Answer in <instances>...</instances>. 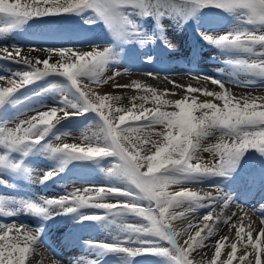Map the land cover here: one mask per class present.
Segmentation results:
<instances>
[{"label":"snow or ice","instance_id":"obj_1","mask_svg":"<svg viewBox=\"0 0 264 264\" xmlns=\"http://www.w3.org/2000/svg\"><path fill=\"white\" fill-rule=\"evenodd\" d=\"M206 9L232 15L237 21L223 34L201 33L210 44L230 54L225 63L232 69V78L189 73L193 80L208 81L219 89L209 90L179 84L165 75L175 89L183 90L181 98L174 100L163 97L179 93L161 91L139 80L113 84L115 88L144 93L130 97L131 106L120 104V95L86 91L90 84L101 86L121 75L117 71L106 79L104 76L114 61L112 46L82 50L0 45V60L19 66L0 74V112L20 103L16 96L20 90L50 77L63 80H52L32 94L54 91L59 94L56 106L41 105L28 111L35 113L30 116L24 112L0 118V184L7 186L3 175L8 172L29 171L24 160L40 148L59 161L57 168L43 173L40 184L57 176L70 162L111 159L105 175L118 183L77 188L58 198L19 201L24 211L44 221L57 215H73L78 223L117 225L118 234L110 239L85 241L91 258L80 257L74 264H103L110 255L124 258L128 264L138 256L156 257L160 264H202L199 250L208 247L206 241L219 231V224L235 230V241L227 245L230 251L226 259H221L229 237L217 239L208 264H264V227L257 230L251 223L246 226L243 220L247 213L240 217L239 225L232 222L235 212L223 215L234 198L220 186H207L215 194L190 187L205 179L230 175L246 154L264 158V97L238 98L226 87L264 88V0H0V38L30 20L77 15L88 24L103 23L114 43H136L140 47L153 41L142 31L140 20L151 18L159 31L165 19L187 22ZM160 38L171 46L165 37ZM34 52L45 55H30ZM145 61L151 63L152 57ZM145 75L155 79L159 73ZM197 93L222 104L200 101L193 95ZM137 100L141 103H135ZM149 101L154 107H145ZM88 113L96 120L90 134L88 130L81 132L80 143L53 142L65 135L54 131L62 120ZM217 133L215 143H204ZM201 153H210L212 158L205 160ZM259 179L264 183V171ZM173 186H179V190H170ZM7 201L0 196V216L16 215ZM88 209L103 211L89 213ZM201 209H206L202 215ZM251 211L264 225V203ZM42 236V225L33 228L0 222V264H30L38 248L45 245ZM238 246L243 249L239 255ZM51 255L52 264H62L53 251Z\"/></svg>","mask_w":264,"mask_h":264},{"label":"rangeland","instance_id":"obj_2","mask_svg":"<svg viewBox=\"0 0 264 264\" xmlns=\"http://www.w3.org/2000/svg\"><path fill=\"white\" fill-rule=\"evenodd\" d=\"M201 23L203 24L202 26ZM139 24L142 31L145 34L151 35L153 38V41L148 43L145 47H140L136 43H114L113 38L110 36L109 31L103 23L88 24L85 23V19L82 16L77 15H63L30 20L19 29L6 35L4 38H0V45L8 44L35 48L77 47L82 50H91L93 46L100 49L112 46L114 61L104 73L105 79L113 75L112 71L114 69L126 62L137 63L142 67L140 71L121 73L114 81H109L107 84L101 86L90 84L88 88L85 89L86 91L91 90L100 94L116 95L118 91L129 90L128 88H115L113 84H130L133 80H139L144 84L154 87L150 82H145V79L151 77L145 75V73L149 71L144 69H149L152 66H159V68H156L160 69L159 71L152 72L159 73L158 77L162 79H164L165 75L168 77H180L181 75H189V73L221 76L225 79L232 78L230 75L232 69L225 63V60L229 58L230 54L210 44L203 38L201 33L212 36L223 34L224 31L237 24L234 16L220 12L219 10L206 9L187 22L165 19L163 21V29L159 31L156 29L155 22L151 18L142 19L139 21ZM59 26L63 27L59 28ZM161 36L169 41L170 47L164 44L163 40L160 38ZM176 52H179L181 57H173ZM24 54H29L26 49ZM30 55L36 56L33 54ZM148 56L152 57L151 63L145 61V58ZM196 58L199 59L198 63H196L198 60ZM18 67L19 66L16 64L0 60V74H7L6 69L8 68L16 69ZM183 69H191V71L188 72ZM180 70L183 72H180ZM133 73L137 76L126 78L127 75H132ZM52 80L63 82L60 77H50L47 80L39 81L20 90V92L16 94L20 103L6 107L3 112H0V118H12L41 105H44L45 108L56 106L59 94L54 91L42 93L38 96L32 95L35 92H39L42 88H45L47 83ZM177 83L181 84L178 81ZM203 83L208 88L214 87L218 89L216 85H212L208 81H203ZM188 84L194 87L192 80H187L183 83L185 86ZM226 87L233 96L238 98L246 96L264 97L262 93L256 95L248 92H240V87L234 84H226ZM128 94L131 97L144 95L143 92H137L135 89L129 90ZM204 100H212L214 103L222 104V102L215 101L211 97H205L203 101ZM135 103L139 104L141 102L137 100ZM126 106H131V103L129 102ZM145 107L151 108L154 107V105L149 101L145 103ZM41 110L45 109L42 108ZM34 114V112H28L26 116ZM26 116H21L20 118L24 119ZM95 120L96 117L92 113L62 120L54 131L57 134L65 133V135L61 137V141L53 140V142L80 143L81 132L88 130L90 134L92 130L90 126ZM240 161L236 168L240 165ZM110 164V158L102 159L99 162L73 161L68 163L64 167V170L57 176L46 183L40 184L38 181L43 173L50 169L57 168L59 166V161L51 158L42 148L34 150L24 160V166L29 171L22 169L15 173L8 172L3 175V179L7 181V186L0 184V196L8 198L7 206L13 211H16V215L10 217L0 216V222L5 224L16 222L33 228L42 225V240L45 245L40 249L45 251L46 257L51 262L53 261L51 251H53L56 256L55 258L59 259L61 262L62 259L59 255L65 253V255L70 257L69 253H72V249L76 250L74 253L78 254L79 258H91L89 252H80L79 248L69 247V251L63 249V247H67V245H62L60 248L58 247L59 249L56 248L54 245L55 241H50L52 238H49L54 230L53 228L60 224L59 228L63 230L67 229L70 232H76L77 243L85 245V241L106 240L110 239V236L118 234L116 224L94 221L78 223V218L73 215H57L44 221L40 217L24 211L19 201H37L40 197L58 198L77 188L100 187L108 183H118L115 178H108L105 175V169H107ZM258 164L264 167V158L259 156L254 158L251 167H255ZM30 173L32 174V180L29 179ZM192 188L197 191L206 189L200 185H195ZM170 190H179V186H173ZM87 211L92 213L102 212L103 210L88 209ZM178 211H183V209H178ZM205 211L206 209H201V215ZM129 222H133L131 218ZM117 223H119V221H117ZM57 242H59V240H57ZM222 252L225 251L222 249ZM206 255L207 258L202 264H208V261L213 256L212 249H210ZM46 257H44V259H47ZM103 264H128V261L124 258L110 255L104 258ZM131 264H160V261L158 258L152 256H138L131 261Z\"/></svg>","mask_w":264,"mask_h":264},{"label":"bare ground","instance_id":"obj_3","mask_svg":"<svg viewBox=\"0 0 264 264\" xmlns=\"http://www.w3.org/2000/svg\"><path fill=\"white\" fill-rule=\"evenodd\" d=\"M202 25L203 24L201 23V26ZM61 27L63 26H59V28ZM31 54L40 55L42 57L45 55L44 53H35V52ZM173 57L179 58L181 57V54L179 52H176ZM198 61L199 59L197 60L196 63H198ZM156 68H159V66H154V67L152 66L151 68L144 69V70L149 71V72L160 70ZM125 69L129 70L127 72H136V71H140L142 67L138 65L137 63L126 62L118 66V68L114 69L112 71V74L117 71L120 73H127L125 72ZM183 70L188 71V72L191 71V69L189 70L183 69ZM180 72H183V71L180 70ZM130 76L134 77L137 75L133 73L132 75H127L126 78H129ZM214 77H218V79H225L224 77H221V76H214ZM242 78L243 77H241V79ZM168 79L174 80L176 82L178 81L181 84L185 83L187 80H192L194 87L208 88L207 86H205L202 80H193L191 76L189 75H181L180 77H168ZM145 82H150V84H152L154 88H157L161 91H163L164 89H169L173 92L179 93L176 96L167 95L163 97L164 99H170V100L179 99L181 98V95L183 94L182 89H175L172 84L168 83V80L162 79L161 77H157L155 79H153L152 77L147 78L145 79ZM239 87H240L239 89L240 92H244V93L248 92V93H251V94L253 93L256 95L260 93L264 94V88H246V87H241V86ZM128 89L131 91L133 88H128ZM208 89L218 90L214 87L208 88ZM129 90L126 89V90H121L117 92L116 95H120L122 97L120 104H123L125 106L126 104H129L130 102L129 98L131 97L128 94ZM193 95H196L200 101H203V99L205 98L199 93L193 94ZM168 110H172V109L169 108ZM217 136H218V133L210 136L206 141H204V143L206 144L215 143ZM201 155L204 157L205 160L212 158L210 153H201ZM257 157H258L257 155L246 154L244 157L241 158L240 165L237 168H235V170L231 172L230 175L224 176V177H217V178L213 177L212 179L211 178L205 179L199 185L206 188L205 190H201V192H205L207 189H209L207 191H212L213 194H215V190L210 189L207 186L209 184H216L220 186L225 192L231 194V196L234 198V202L229 206V208L223 210V215L230 216L233 212H235L236 216L233 218L232 222H235L237 225H239L240 217L244 215V213H247V215L244 217L243 223L246 226L249 223H251L253 228H256L257 230H259V228L264 227V225H261L259 216L251 211L252 208H258L261 203H264V183H262L259 179L261 172L264 171V167H261L262 166L261 164L260 165L258 164L255 167H251L252 162L254 161V158H257ZM194 186L195 185H191L190 187H194ZM237 205H241L242 207H237ZM216 212L220 213L221 209L217 208ZM59 225L60 224L56 225L53 228L54 230L49 236V238H52L50 241H55L54 245L56 246V248L58 247L60 248L62 245H67V247H63V249L66 251L70 250L69 247L71 248L75 247L77 249L79 248V251L83 253H88L90 251L87 248V246L77 243V240H76L77 233L76 232H70L67 229L63 230L62 228H59ZM234 232H235L234 229H232L231 231L229 230V225L219 224V231L214 236H212L208 241H206V244L208 245V247L202 248L199 250L200 253L203 255L202 262H205V259L207 258L206 254L210 249H212V253L214 255L215 242L217 239H219L221 236H224V235H227L229 237V240L225 242L226 247L223 248L225 252H222L221 250L220 258L226 259V253L230 251V247H227V245H230L232 242L235 241ZM65 235L67 236L68 239L64 243L62 239L64 238ZM253 235L255 236L256 233L254 232ZM57 240H59V242H57ZM40 248H38L37 253L32 256L30 264H52V262L49 261V259L46 257L45 251ZM71 252L72 253H69L70 257L68 255H65L64 252H63L64 254L59 255L62 259L63 264H74V261L79 259L78 254L74 253L76 252V250L72 249ZM242 252H243V249L240 246H238L237 254L238 255L242 254ZM44 257H46L47 259H44ZM200 258H201L200 256H197V259H200ZM233 264H235V262H233Z\"/></svg>","mask_w":264,"mask_h":264}]
</instances>
